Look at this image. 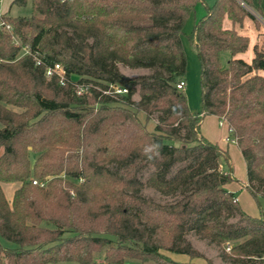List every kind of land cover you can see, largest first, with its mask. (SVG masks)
<instances>
[{"label": "trees", "instance_id": "16d2710c", "mask_svg": "<svg viewBox=\"0 0 264 264\" xmlns=\"http://www.w3.org/2000/svg\"><path fill=\"white\" fill-rule=\"evenodd\" d=\"M241 1L253 6L216 0L195 24L199 114L177 85L187 71L183 28L203 0H31L32 16L0 18L10 25L0 27V237L12 245L0 243V264L101 255L102 264H198L188 232L219 247L223 262L264 264V44L251 63L237 57L250 46L238 32L251 16ZM55 64L64 84L46 74ZM121 64L152 72L129 77ZM208 116L223 119L241 149L260 217L225 188L233 164L202 134ZM4 183L20 185L11 202Z\"/></svg>", "mask_w": 264, "mask_h": 264}, {"label": "rangeland", "instance_id": "374dc122", "mask_svg": "<svg viewBox=\"0 0 264 264\" xmlns=\"http://www.w3.org/2000/svg\"><path fill=\"white\" fill-rule=\"evenodd\" d=\"M216 0H203L204 3H199L197 4L195 10L190 14L189 18L186 20L184 28H183V33H182V42H183V49L186 55L187 59V71L186 75L184 77L185 81V87L183 89V92L186 94L189 104V108L192 112L194 113H202L203 110V101H202V69H201V63L198 57V54L196 52L195 46L193 44V41L191 38V35L194 31L195 24L202 19L205 14H206V9L205 6H211L215 3ZM13 0H0V12L4 13V9L6 7V13L8 14L9 17H30L33 14V8H32V2L31 0H28V3L24 7H19L16 5L12 6ZM260 2V1H258ZM258 2L256 4H258ZM247 6V5H246ZM248 11L251 13V16L247 17V19L252 22V24L256 25L255 28L259 30V26L264 24V16L262 15V12L259 14L258 11L256 10V7L253 6H247ZM261 10V9H260ZM257 16V18L255 17ZM263 17V18H262ZM246 19V18H245ZM255 19H258V26L255 22ZM261 20V21H260ZM225 24V21H224ZM226 25V24H225ZM224 25V27H225ZM240 34V33H239ZM241 35V34H240ZM243 36V35H242ZM250 39V37H248ZM251 42V39H250ZM264 44L261 43L259 46H262ZM249 50V49H248ZM248 52V51H247ZM246 52V53H247ZM222 56L220 57L221 62L223 66H226L228 61L230 60V53L228 51L222 52ZM243 55V54H241ZM238 55L237 57L241 56ZM244 58L247 60L248 55L244 54ZM120 69L123 74L129 76V77H136L139 75H144V74H149L152 72L150 69H132L130 67L120 65ZM135 99H138L137 96L134 97ZM12 108V107H10ZM18 110V109H15ZM139 118L141 119L142 122L146 121L145 114L140 113ZM157 121V115L153 116L152 121L148 124V128L152 130L154 128L155 122ZM203 123L201 126V132L205 136V133H212L215 136L218 134L222 133L224 129H222L218 125V121L216 120V117L208 116L203 119ZM207 136V135H206ZM205 136V137H206ZM232 139V138H231ZM232 151L236 152V146L233 145V143H230ZM236 148V149H235ZM37 155L34 153H30V159L32 162L36 159ZM239 158H240V153H239ZM232 168H233V173L237 178H240V176L244 174L245 172V167L244 163L240 162L238 160L237 156L232 157ZM241 165L243 167H241ZM143 181L146 182L148 178V172H144L143 175ZM19 183H4L2 184V189L4 191V194L6 196V199L11 202L13 200V196L15 191L19 188ZM146 196L152 197L156 201L160 203H170L173 202L174 200L171 198H166L161 196L158 192L154 191L151 188H145L143 192ZM261 206L262 210L264 213V199L261 201ZM256 205V210L260 212L261 214V209L259 204L255 203ZM259 209V210H258ZM236 222V220H233ZM187 239L190 240V242L193 244L194 248L201 254L202 258H197L194 260V262L198 264H230L223 262L221 258V249L217 247L214 244H210L207 240H202L199 239L197 236H195L193 233L188 232L187 233ZM0 243L3 244L4 246H12L10 243L7 241L3 240L0 237ZM99 259L97 260V263L95 264H102L101 262L103 261L102 255L97 256ZM52 264H80L77 262H60V263H52Z\"/></svg>", "mask_w": 264, "mask_h": 264}, {"label": "crops", "instance_id": "0c3cea01", "mask_svg": "<svg viewBox=\"0 0 264 264\" xmlns=\"http://www.w3.org/2000/svg\"><path fill=\"white\" fill-rule=\"evenodd\" d=\"M14 1V0H13ZM258 1L257 0H253V6L256 8H260L262 15L264 16V0L258 2V4H256ZM6 7L4 9V13L6 12ZM263 18V17H262ZM225 28L228 29H232L233 28V24L230 20H226L225 19ZM256 25L252 24V22H250L247 18L244 20L243 26H241V28H238V32L241 34V36H246V37H250L251 42H250V46H249V50L247 54L249 57L246 60L244 57V54L239 56V58L241 57L242 59L246 60L247 62L251 63L252 59L255 57L254 56V47L256 46V44L259 46L261 43L264 42V24L262 23V25L259 27V30L257 28H255ZM262 75H264V73H262ZM212 117H216V116H212ZM216 120L218 121V125L224 129V131L220 134H218L217 136L214 137V135L212 133H205V136L207 137V139L209 141H211L214 144L219 145L222 149L227 150V152L229 153L230 157H231V162H232V157L237 156L238 160L242 163H244V167H245V172L243 174V176L241 175L240 178H237L234 173L233 176L236 178L235 181L227 184L225 186V188L232 193H235V196L237 197V201L239 202L241 208L243 209V211H245V213H247L249 216L258 218L260 217V212L256 210V205L257 201L255 200L254 196H252L250 194V192L247 190V185H248V177H247V170H246V164L245 161L243 159L242 153H241V149H239V147L237 146L236 143L232 142L233 139L230 138L229 136V129H228V125L226 122H223L222 126L220 125V120L218 119V117H216ZM204 125V123H203ZM230 143H233V145L236 146V152L232 151L231 145ZM239 153H240V158H239ZM241 167H243L241 165ZM262 199H260L261 201ZM261 203V202H260ZM259 210V209H258ZM170 257L176 261V262H181V263H189L191 262V259L187 256L184 255H175V254H169ZM194 262V260H193Z\"/></svg>", "mask_w": 264, "mask_h": 264}, {"label": "built area", "instance_id": "2783aa9c", "mask_svg": "<svg viewBox=\"0 0 264 264\" xmlns=\"http://www.w3.org/2000/svg\"><path fill=\"white\" fill-rule=\"evenodd\" d=\"M240 1V0H239ZM241 5L242 6H245L246 8H247V6H246V4L244 3V2H242L241 1ZM4 14L2 13V12H0V18H2V17H4L3 16ZM255 17V16H254ZM255 18H257V16L255 17ZM258 20V19H257ZM261 21V20H260ZM1 26H4L6 29H8V30H10V25H6L4 22H0V27ZM46 74H47V76H49V77H52V76H57L58 78H59V80H60V82H61V84H64V82L66 81V72H65V70L63 69V67L60 65V64H55L53 67H49L48 69H47V71H46ZM185 81H181L178 85H177V88L178 89H180V90H183L184 89V87H185ZM82 92H83V89H80L79 91H78V94H82ZM116 93H118V94H127L128 93V91H127V89H116ZM223 122H225V121H223V119L220 121V125L222 126V124H223ZM232 142H234V143H236V140H232ZM37 182H34V185L36 184ZM230 249V246H228V250Z\"/></svg>", "mask_w": 264, "mask_h": 264}]
</instances>
